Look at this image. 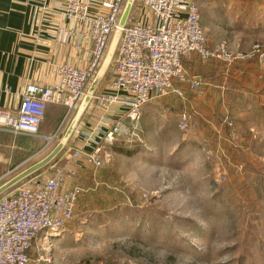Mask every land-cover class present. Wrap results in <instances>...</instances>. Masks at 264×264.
<instances>
[{
    "label": "rangeland",
    "instance_id": "374dc122",
    "mask_svg": "<svg viewBox=\"0 0 264 264\" xmlns=\"http://www.w3.org/2000/svg\"><path fill=\"white\" fill-rule=\"evenodd\" d=\"M206 5L209 47L228 43L231 62L187 60L204 87L147 105L141 141L107 145L102 169L79 171L85 193L55 264H264V61L253 50L264 37L250 36L260 17L246 0Z\"/></svg>",
    "mask_w": 264,
    "mask_h": 264
},
{
    "label": "built area",
    "instance_id": "2783aa9c",
    "mask_svg": "<svg viewBox=\"0 0 264 264\" xmlns=\"http://www.w3.org/2000/svg\"><path fill=\"white\" fill-rule=\"evenodd\" d=\"M36 1L43 4L39 11H49L46 0ZM126 2L101 0L95 10L92 1L72 0L67 4L63 11L72 35L75 31L91 46L89 64H61L56 67L53 84L26 85L18 107L0 108V131L39 137L47 107L62 105L67 108L63 127L45 137L39 153L54 148L106 58ZM138 3L123 30L111 70L85 115V123L82 121L83 145L67 147L61 156L64 163L53 167L52 174L45 170L0 198V264H55L56 239L66 232L85 193L79 171L88 166L102 169L107 145L123 139L141 141L145 106L170 97L185 100L184 87L192 92L204 87V77L190 74L187 60L198 57L203 62H231L228 43L209 47L195 0ZM253 50L264 61V44ZM252 55L241 53L237 59ZM94 109L99 113L94 114ZM180 120L179 128L185 130L189 114L183 111ZM13 174L0 178V183Z\"/></svg>",
    "mask_w": 264,
    "mask_h": 264
},
{
    "label": "crops",
    "instance_id": "0c3cea01",
    "mask_svg": "<svg viewBox=\"0 0 264 264\" xmlns=\"http://www.w3.org/2000/svg\"><path fill=\"white\" fill-rule=\"evenodd\" d=\"M70 1L72 0H46L49 11L41 12L39 8L43 4L36 0H0V108L18 107L26 85L53 84L56 81L55 71L58 65L85 67L89 64L91 46L83 42L75 31L72 35V26L64 16L63 10ZM78 1H92L96 4L94 10L101 2V0ZM217 1L220 0H195L200 12L207 4L206 7L208 6L211 14L215 13L213 9ZM234 1L236 0H229L230 5ZM246 2L247 15L251 18L259 16L261 23V29L252 30L250 36L264 37L262 29L264 0ZM231 8L234 9L232 6ZM205 31L208 41H212L213 33L206 27ZM152 108L145 106L142 113L146 114ZM93 113L99 112L94 109ZM66 114L65 106L49 105L40 127L39 137L15 136L0 131V178H4L9 172L16 174L19 168L27 167L39 159L43 153L39 152L45 146V137L62 129ZM85 119L84 117L83 123ZM84 129L85 126L81 122L68 148L83 145L80 134ZM61 156L46 169L48 172L52 174L53 167L64 163Z\"/></svg>",
    "mask_w": 264,
    "mask_h": 264
},
{
    "label": "water",
    "instance_id": "95a60500",
    "mask_svg": "<svg viewBox=\"0 0 264 264\" xmlns=\"http://www.w3.org/2000/svg\"><path fill=\"white\" fill-rule=\"evenodd\" d=\"M137 2L138 0H127L118 27L114 33L111 44L107 51L106 58L100 70L96 74L94 80L92 81L91 85L89 86L84 99L82 100L69 125L67 126L60 141L46 156L30 164L26 168L22 169L21 171L7 179L4 183H2L0 185V198L10 194L20 184L49 168L67 149L77 128L79 127L87 111L89 110L94 97L100 90L101 86L103 85L105 79L107 78L111 70L114 58L116 56L123 35V30L127 26Z\"/></svg>",
    "mask_w": 264,
    "mask_h": 264
}]
</instances>
